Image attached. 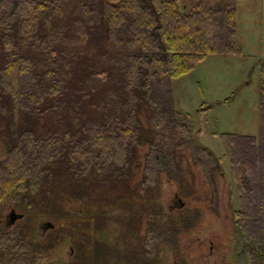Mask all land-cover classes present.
Here are the masks:
<instances>
[{
  "label": "trees",
  "instance_id": "16d2710c",
  "mask_svg": "<svg viewBox=\"0 0 264 264\" xmlns=\"http://www.w3.org/2000/svg\"><path fill=\"white\" fill-rule=\"evenodd\" d=\"M183 2L0 0V136L6 151L0 206L27 189L56 206L75 185L71 197L85 204L87 194L110 207L141 200L147 215L158 209L166 238V225L178 224L173 211L167 214L172 221L165 219L151 193L162 176L170 179L177 171L179 148L204 172L216 205L222 161L193 139L191 117L178 116L174 82L211 55L241 53L237 13L230 7L188 9L185 3L184 12ZM217 136L238 193L234 227L250 247L248 263L264 264V62L258 135ZM141 147L147 148L142 160ZM139 171L141 189H130ZM115 185L126 186L128 195L113 191L106 197ZM156 229L151 222L150 231ZM29 231L30 225L0 233V258L8 253L7 264L46 259L45 251L31 253L24 240Z\"/></svg>",
  "mask_w": 264,
  "mask_h": 264
},
{
  "label": "rangeland",
  "instance_id": "374dc122",
  "mask_svg": "<svg viewBox=\"0 0 264 264\" xmlns=\"http://www.w3.org/2000/svg\"><path fill=\"white\" fill-rule=\"evenodd\" d=\"M184 3L188 5V9L192 7L198 10L227 7L235 9L241 53L230 56L211 55L204 62L199 63L192 73L182 76L174 82L175 108L178 116L180 118L191 117V123L194 126L193 139L210 148L221 159L223 173L216 179L217 203L213 205L212 188L204 172L194 164L189 151L184 148L177 149V171L170 179L162 176L159 186L153 189L154 192L150 190L154 198L161 200L165 209V219H168L167 214L171 213L168 212L167 204L171 203L175 197H179L185 204L184 208L173 210V218L178 224L176 228H171L173 224L166 225L168 239L175 238L177 244L164 243L165 247L161 254L164 257V264H249L250 247L244 242L241 234L236 231L232 221V210L239 208L238 193L224 144L217 135L257 136L259 133L260 70L264 62V0H184L181 10L185 12L187 9L183 5ZM207 108L210 109L207 110ZM200 128L203 130V134L197 136V131ZM1 137L0 161L6 155L4 140ZM140 149V159L142 160L147 148L141 147ZM141 172H137L134 176L133 182L129 185L130 189H139L140 191ZM82 176L84 175L80 174L78 179ZM81 180L83 182L85 179ZM70 186H65L71 190L64 193L66 196H61L56 200V206H54L55 202L51 206L48 199L40 201L36 196L29 194L28 189L27 191L20 190L11 198H7L0 206V233L27 227L32 220L34 221V214L39 215L45 212L48 215L53 214V217L49 215V218L55 222V228L48 231L46 237L52 233L49 237L56 238L62 235L68 238L66 235L68 233L64 229L75 227L74 231L77 230L79 211L83 209L81 204L85 201L71 197L74 195L76 187L72 185L70 188ZM144 189H146L145 186ZM147 189H151V186L147 185ZM126 190V186L115 185L112 189H108L106 197H109L108 195L111 197L114 194L113 191H123L124 195H128ZM141 192L150 197L149 192L144 190ZM86 196L88 199L84 208L92 209L103 206V201L97 199L98 196L96 199L87 194ZM125 200L129 201L127 198ZM120 202L122 201L117 200V205ZM135 202L136 206L129 205L130 214H126L123 209L124 205L118 206L115 214L112 213V216H117V221L130 226L126 230H130L131 224L133 225V235L139 229L136 228L141 225V223H138V226L135 224L138 219L135 213L139 215L147 213L143 206L140 207L137 200ZM14 207L17 213L23 214L25 217L18 219L11 229H5L6 215H9ZM120 214H122L121 217H118ZM173 218H169V222ZM149 221L148 217L144 216L142 225L148 226ZM110 227L113 228L109 224L106 231H109ZM154 232L151 233L152 237L158 238V232ZM89 234L91 243L86 247L93 245L94 238L92 236L94 233L90 232ZM32 236L33 233L30 236L27 233V237L24 239L29 249L32 247ZM41 238H44V234ZM35 240H39V238ZM87 240L88 238L85 239V241ZM112 240L114 239L112 238ZM9 241L10 237H6L2 242L4 250L8 249L6 247L9 245ZM67 242L70 244L74 241L65 239L57 245L66 255H68L69 246ZM151 242L152 240H150ZM41 243L39 241L38 245ZM210 243H213L212 249ZM103 247L104 245H101V248ZM3 254L0 263L7 264L9 260L6 254L8 253ZM61 256V253L56 255L55 252H52L50 261L55 260V264H62ZM143 257L140 256V258ZM44 259L43 262L40 259L39 264H49ZM67 261L71 263L73 260L67 259ZM178 261L179 263H177ZM144 262L154 263L150 257L144 258ZM15 264L36 263L29 260H18Z\"/></svg>",
  "mask_w": 264,
  "mask_h": 264
},
{
  "label": "flooded vegetation",
  "instance_id": "af4514ba",
  "mask_svg": "<svg viewBox=\"0 0 264 264\" xmlns=\"http://www.w3.org/2000/svg\"><path fill=\"white\" fill-rule=\"evenodd\" d=\"M82 200L84 201V199ZM160 201L161 200H159L157 203H162ZM181 201L182 200L179 197H175L171 203L167 204L168 210L173 211L175 208H180ZM81 206L83 209L79 211L80 214L78 217V223L76 224L77 230L74 231L75 227H67L64 229V231L68 233L66 234L68 238H65V236L63 237L62 235L56 238L54 236L49 237V235L52 233H50L46 237L48 231L50 232L55 228V222L49 218V215L52 216L53 214H34V221L32 220L29 223L31 231L30 235L33 233V242L31 243V248L33 251L32 253L36 254L38 251H45V260H47V263L49 264H55V260L50 261V256H52V252H55L56 255L58 253L62 254L61 258L59 257L61 259L62 264H150L144 262V258L146 257H150V259L154 262L152 264H164V257H162L161 254V251L165 247L164 243H168L169 245L177 244L175 238L168 239V235L166 238H162L160 236L159 229L161 225L159 224V220L161 219V216L159 214L158 209L155 210V214L147 215V213H144L143 215H139L135 213L138 216V219H136L135 224H137L138 226V223H141V225L136 228L139 229L137 233L133 235L134 232L132 224L131 229L126 230V228L130 226H128V224H122L121 222L117 221L116 215L112 216V213L115 214V211L118 209V206H116V204L113 207H110L109 205L103 203V206L101 207L97 206L95 208L90 209L88 207L84 208V201L82 202ZM141 206H143L142 203L140 207ZM123 209L126 214L131 213V208L129 206H125L123 207ZM106 212H111V215L106 214ZM121 215L122 214H120V216L118 217H121ZM144 216H147L152 223L156 222L157 229L155 232H158V238H154L151 235V233L154 231H150V221V224H148V226L144 227V225H142ZM24 217L25 216L23 214L17 213L16 208L14 207V209H11L9 215H6V219L4 222L5 229H11V227L16 224L18 219L20 220ZM109 224H111L113 228L110 227L109 231H106L109 228ZM90 232L94 233V235L92 236V238H94L93 245L86 247V245L91 243V235L89 234ZM42 234H44V238H41ZM37 235H39V237H36ZM38 238L39 240H35ZM64 238L66 240L72 239L74 241L70 242L71 246L67 242L69 244L67 250L68 255H66L64 251H61L59 247H57L61 240L65 241ZM87 238L88 240L85 241V239ZM112 238L114 240H112ZM150 240H152L151 243ZM39 241L42 242L40 245H38ZM212 244L213 243H210L211 249ZM101 245H104V247L101 248ZM140 256L144 257L140 258ZM67 259L73 261L69 263ZM177 263H179V261Z\"/></svg>",
  "mask_w": 264,
  "mask_h": 264
},
{
  "label": "water",
  "instance_id": "95a60500",
  "mask_svg": "<svg viewBox=\"0 0 264 264\" xmlns=\"http://www.w3.org/2000/svg\"><path fill=\"white\" fill-rule=\"evenodd\" d=\"M184 206H185V204L181 201L180 208H183Z\"/></svg>",
  "mask_w": 264,
  "mask_h": 264
}]
</instances>
